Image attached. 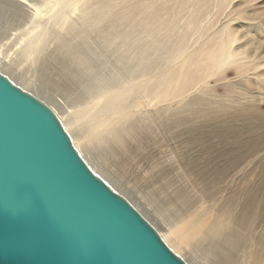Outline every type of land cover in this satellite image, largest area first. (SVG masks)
Masks as SVG:
<instances>
[{
	"label": "bare ground",
	"instance_id": "1",
	"mask_svg": "<svg viewBox=\"0 0 264 264\" xmlns=\"http://www.w3.org/2000/svg\"><path fill=\"white\" fill-rule=\"evenodd\" d=\"M254 1L249 4L245 0L232 7L234 0H0L1 21L28 19L24 22L29 25L24 27L26 30L16 23L21 30L15 29L12 43L42 61L45 71L57 70L67 89L80 77L84 80L75 91L74 103H69L53 98L54 93L52 99L47 98V93H31L27 88L29 80L17 83L15 79L21 78L9 75L5 70L11 72L12 66L1 58L0 72L55 112L91 170L124 196L188 264L193 263L182 254L193 249L196 239L202 237L211 249L220 251L226 264H264V162L259 166L261 180L250 182L253 171L259 168L254 165L255 159V163L264 159V134L256 136L264 132V119L261 124L253 123L260 117L257 102L264 100V96L258 98L259 94L264 95V36L251 32L252 27L259 29V25L251 23L248 25L254 26L240 28L236 24L241 18L256 19L246 10L261 0ZM49 21L59 31L53 28L57 34L54 40L51 38L55 41L52 51L46 44L47 32L52 30L44 27ZM11 29L8 31L14 32ZM94 33L102 38L100 52L104 58L109 53L113 57L109 55L107 60L115 58L111 60L115 69L110 75H94L93 55L99 52L90 42ZM3 43L1 46L7 44ZM229 67L238 73L237 80H226ZM212 77L222 82L221 87L229 93H216L209 85ZM208 95L221 99L211 101ZM209 114L218 120L240 119L247 123L222 125L215 135L171 132L174 136L186 135L184 142L189 145L181 160L188 176L197 183L203 182V188L195 191L196 197L191 190L187 195L185 189L168 188L170 218L160 217V222L155 209L133 202L104 174L108 167L103 163L110 167L112 158L143 160L159 155L160 149L150 148L153 143L150 145L146 138L158 130H169L167 126L171 125L165 120L176 128L195 116ZM213 137L218 138L220 146L210 143ZM206 140L209 145L204 146ZM174 167L175 162L159 161L153 170L157 178L152 176L153 179H167L164 183L168 186ZM160 205L156 206L162 208ZM238 252L241 254L235 257Z\"/></svg>",
	"mask_w": 264,
	"mask_h": 264
},
{
	"label": "water",
	"instance_id": "2",
	"mask_svg": "<svg viewBox=\"0 0 264 264\" xmlns=\"http://www.w3.org/2000/svg\"><path fill=\"white\" fill-rule=\"evenodd\" d=\"M0 264H188L1 72Z\"/></svg>",
	"mask_w": 264,
	"mask_h": 264
},
{
	"label": "rangeland",
	"instance_id": "3",
	"mask_svg": "<svg viewBox=\"0 0 264 264\" xmlns=\"http://www.w3.org/2000/svg\"><path fill=\"white\" fill-rule=\"evenodd\" d=\"M243 1H245V0H234V3H232V7H234V4H236V3L240 4ZM248 1H249V4H250L251 0H248ZM257 1L258 0H255L254 2H257ZM261 1L258 2V4L254 5V6H250L249 8L246 9L247 12L249 13V16L250 17H255L256 19L248 21L249 19L241 18L242 20H238V21H240V22H242L243 20L246 21L245 25L241 26L240 22L239 23L237 22L236 24H239L240 28H246L247 26H254V25H248V24H251V23H253V24L257 25V26L259 25V29L252 27L251 28L252 29L251 32H253V33H255V34L259 35V36H264V0H261ZM75 17H76V15L74 14L73 18H75ZM16 18L17 19L12 20L13 23H11L10 20H8V21H5V20L1 21L0 20V31H1L0 32V46L2 44H4L3 42L7 43V44H5V46H1L2 48H0L1 50L3 49L2 51H4L3 52V56H1L2 55L1 54L0 58L2 60H4L5 62H7V64L12 66L11 67V72H9L8 70H5V71L8 72V74L11 75V76H12V74H14L15 76L21 78V80L15 79L17 83L23 84V82H24L23 79L24 80L25 79L29 80L30 85H28L27 88L30 90L31 93H34V94H36L38 96H44V95L47 96V94H48L47 98H49L51 96L50 97L51 99H52V95L54 93L53 98H59L60 97L59 99H63V101H68L69 103H74V101H75L74 99L77 97L76 94H75L76 93L75 91L80 89L81 83L83 82L84 77H80V79L78 80V83H72L70 85L72 87L67 89V87H64L62 85V83H61L63 81L64 77L60 78L61 74L57 70L51 71V73H49V71H45V69L43 67V64H42V61L35 60L33 57H30V55L25 54L23 52V50L20 49V47L17 46L15 43H12L14 41L13 40V37H14L13 33H15L16 31L18 32V30L20 29V28L17 29L19 26H17L16 23L18 25H20L21 29H22V27L24 29V27L28 28V26H29V25H26L24 23L25 21L27 22L28 19L25 20L22 17H21V19H20V17H16ZM1 25H3V27ZM44 25H45L44 27L47 26V29L50 28L52 30L51 33L47 32L48 35L46 37L47 38L46 44L48 45L47 49H49V51H52L55 48V45L53 43L55 41H52L51 38L53 39L56 36L57 33L54 34L53 28H55V27L53 26V22L49 21V22H46ZM10 27L11 28L13 27V29H11ZM56 27H58V25ZM8 28L11 29V31L14 30V32L13 31L10 32V30L8 31ZM15 29H16V31H15ZM24 30H26V29H24ZM56 30L58 31V29H56ZM260 30H261V32H260ZM5 31H8V32H5ZM64 31H66V28H65V30L62 31L63 34L65 33ZM50 34H52V36ZM94 34H96V35H94ZM94 34H93L94 36L90 40V42H91V45H92L93 48H95L97 51L99 49V52L95 53L93 55V58L95 60L94 61V65L95 66L94 67H96L94 75H96V74H98V75L102 74L104 76L110 75L112 72H114V69H115L114 68L115 67L114 63L112 64V61H111L113 59L112 58L113 56L109 53V54H107V57L104 58V56H103L104 53L102 55L101 54L102 51L100 52V48L103 46L102 38L98 37L97 33H94ZM7 35L9 37H11L12 39L9 38ZM49 35L51 37H48ZM6 36L9 39L8 38L6 39ZM9 42H11V43H9ZM13 44H15V46ZM13 49L14 50L16 49L15 50L16 53H14V54H13V52H14ZM101 50H102V48H101ZM9 53H10V55H9ZM18 53H19V55H17ZM6 55L10 59L8 57L6 58ZM109 55L112 56V57L110 56L112 58L111 60H107L109 58L108 57ZM11 56L12 57L15 56V57H13L11 59ZM2 57H4V59ZM5 58H6V60H5ZM14 58L15 59L17 58V60H15ZM25 60H27V61H25ZM114 60H115V58L113 59V61ZM14 61H15V63H13ZM115 63H116V61H115ZM124 67L125 68H122L123 72L126 70V66H124ZM50 74H52V75H50ZM57 76H58V78H57ZM227 76H228V78L226 79L227 81L228 80L229 81L230 80L234 81V80L238 79L239 75L234 70L233 67H229L227 69ZM58 80H59L60 84L57 87V85H55V84L59 83ZM216 80H217L216 77H212V78L209 79V85H211L213 87L215 92L218 93L221 96H224L226 93H229V92L226 91V88L221 87L222 82H219V81H216ZM49 90H51V91H49ZM253 90L258 94V90L256 89V87H253ZM230 94H232V93H230ZM72 95H73V97H70ZM215 95L214 96L213 95H208L207 98H209V100H211V101H216V100H220L221 99V98H219V96H215ZM210 96L212 98H214V97L215 98L212 99ZM262 96H264V95H260L259 94L258 98H260ZM72 98H73V101H72ZM175 106H176V104L174 103L173 107H175ZM204 107L206 108V107H208V105H206ZM208 108H210V106ZM256 108L259 111L260 117H261L260 118L258 116V118L254 119L253 123L257 125V124H261L262 120L264 119V100H261L260 102H257ZM195 117H198V118H195ZM195 117L193 119H191L192 121L191 120H190V122H186L185 121L183 124L178 125L176 128H174V126L171 124L170 120H165L164 121L165 124L169 125V123H170V125H171V126H167V128H169V130H166V129L158 130L157 132L152 133L151 135H149L146 138L147 141H149L150 145H151V142L153 143L152 144L153 146L151 145L150 148L152 147V148L160 149V150H158V154L160 156L156 155L154 158H153V156L151 157L154 160H151L150 157L146 158V159H143V160H140V159L139 160L138 159L137 160H135V159L132 160V159H130L128 157L125 158V156H119L116 159L112 158V160H114V162H112L110 167L107 166L106 163H103L105 165V168L106 167L109 168V169L106 168V173H104V174L108 175V178L114 184V186L118 189V191L120 192V190H121V192L123 194L125 193L126 196L129 199H131L133 202H135L136 204H140V203L149 204L148 206L150 208L152 207V210L155 209L154 210L155 214H157V216L156 215L155 216L159 217L158 219H159L160 222H162L161 221L162 218H164V219H168V217L170 218V214L172 213V212H170L171 210H170V207H169L170 206V203L168 202L169 200L166 198L167 197L166 193H167V191L170 190V188L179 187L182 190L185 189L187 193L185 192V190H183V192L185 194H187V195L190 194V192L193 191L195 196L193 195V193H191V195H190L191 197H193V196L196 197V195H197L196 192L203 188V182L200 183L198 181V183H197V182L194 181V179H192V178H190L188 176V172L185 171V168L183 166L184 164L182 163V160H181L183 155H184V153H185V151H186V147L189 145V144H185V142H184V140L187 141L186 140V135L174 136L173 134H171V132L172 131L173 132H186V131L187 132H202L201 134H204L205 132H206L205 134H207L209 132V133L215 135V133L217 132L219 127L222 126V125H225V124H226V126L227 125H234V124L235 125H243L244 123H247V120L239 121L240 119L231 120V121L229 119H226V121L225 120H218L217 116H215L216 117L215 118L214 115H211V114H209L207 116L202 115V116H195ZM156 121L157 122L159 121L158 123L162 122L159 119H157ZM227 121H229V122H227ZM157 122L154 123L155 127L158 125ZM200 125H202V126H200ZM204 125H205L206 129L204 128ZM263 130H264V128H262V131ZM167 131L168 132L170 131V133H168ZM262 134H264V132H260L256 136H259V135H262ZM244 138L241 137V140H244ZM251 138H253V137L251 136ZM207 141L208 140L204 141L202 144L204 146L209 145L207 143ZM212 141H213V143H212ZM180 142H181V144H180ZM186 143H188V142H186ZM210 143L213 144V145L215 144L217 146H220L219 144H221L218 141V138L211 139ZM160 151H162V152L160 153ZM263 158H264V156H263ZM263 160L264 159H260V161H261L260 163H255V162H257V160L255 159L254 165H257V167H259L260 164H262L264 162ZM159 161H163V163L170 162V161L173 162V163L175 162V167L170 172V178L169 179H171V181L169 183L170 185L168 184V186H166L165 183H164L167 179H164L162 177L158 178L157 180L153 179V177L157 178L155 173L153 174V170L157 167V164L159 163ZM259 172H260V167L256 168L255 171H253L252 175L250 176V178H251L250 182H255L257 179L261 180V176H258V174L260 175ZM189 182L192 184V186H191V184ZM176 184H177V186H176ZM168 188H169V190H168ZM189 190H191V191L189 192ZM155 193H156V195H155ZM199 193L200 192H198V194ZM157 195H158V198L156 197ZM131 196L134 197V199ZM155 197H156V199H155ZM160 202H162L161 203L162 208L161 207L158 208L159 206L158 207L156 206L157 204L160 205ZM158 211H162V212H158ZM163 211H166L167 213L163 212ZM168 211H169V213H168ZM168 214H169V216H165V215H168ZM163 216H165V217H163ZM160 217H162V218H160ZM154 222H156V221L154 220ZM157 225L159 226V224H157ZM159 229L162 231L161 228H159ZM203 241H204L203 237L202 238H197L193 249H189V251H187L186 253L182 254V257L188 259L193 264H226L223 261V258L220 257V256H222L220 251L216 250V249H213V248L211 249L210 245H208V243H205ZM240 254L241 253H239V252L236 253L235 257H238ZM218 256H219V258H218ZM219 259H220V262H218Z\"/></svg>",
	"mask_w": 264,
	"mask_h": 264
}]
</instances>
